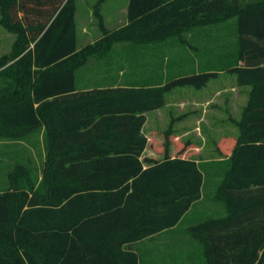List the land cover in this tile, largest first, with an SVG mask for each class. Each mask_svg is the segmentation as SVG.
Returning a JSON list of instances; mask_svg holds the SVG:
<instances>
[{
	"label": "trees",
	"instance_id": "obj_1",
	"mask_svg": "<svg viewBox=\"0 0 264 264\" xmlns=\"http://www.w3.org/2000/svg\"><path fill=\"white\" fill-rule=\"evenodd\" d=\"M76 10V0H0V25L16 35L0 55V137L44 127L47 149L37 187L0 192V264H140L132 245L181 224L206 179L204 166L182 155L145 166L147 113L173 88L202 87L226 70L252 87L221 163L229 213L187 231L203 243L207 264H264V0H129L128 23L113 36L97 5L105 34L81 48ZM221 23L235 40L200 73L78 87V68L116 42L160 44Z\"/></svg>",
	"mask_w": 264,
	"mask_h": 264
},
{
	"label": "rangeland",
	"instance_id": "obj_2",
	"mask_svg": "<svg viewBox=\"0 0 264 264\" xmlns=\"http://www.w3.org/2000/svg\"><path fill=\"white\" fill-rule=\"evenodd\" d=\"M251 1L256 0H240V3L245 5ZM128 2L76 0L78 47L96 42L105 34L95 12L97 5L107 34L113 36L128 23ZM224 26L221 23L198 27L160 44L116 42L105 56H93L78 68V87L153 84L175 73H200L206 67H213L228 51L226 45L234 36L232 29ZM15 38L14 33L0 25V55L11 53ZM216 73L202 87L173 88L166 94L163 107L147 113L143 127L148 138L142 154L144 164L182 155L201 163L206 174L202 197L193 204L177 230L137 244L143 250L156 243L159 249L152 253L156 263L207 264L203 243L187 230L202 220L225 217L229 213L219 189L225 178L221 163L231 154L240 134L239 122L248 106L252 87L240 85L237 74L229 70ZM46 154L44 127L21 138L0 137V192H19L23 186L37 187L43 178Z\"/></svg>",
	"mask_w": 264,
	"mask_h": 264
},
{
	"label": "crops",
	"instance_id": "obj_3",
	"mask_svg": "<svg viewBox=\"0 0 264 264\" xmlns=\"http://www.w3.org/2000/svg\"><path fill=\"white\" fill-rule=\"evenodd\" d=\"M234 40H235V38H233V41ZM241 63H243V62L241 61ZM180 73H183V72H180ZM174 157H177V156H174ZM184 157H186V156H184ZM141 159H142V157H141ZM145 166H149V165H145ZM188 212H187V214H188ZM185 216H184V218H185ZM179 225H177L173 229H169V230H166V231H162V232H160L159 234H157L155 236L148 237V238H145V239H142L140 241L135 242L132 245V248L137 253H139V255H140V264H166L165 262L156 263V259L157 258L155 259V256L152 254V253H155L159 249V246L156 243L154 245L152 244L150 246L149 245L145 246V248L143 250L142 249H139V247L137 246V244L140 243V242H142V241H145V240H150V241L156 240L161 234H163L165 232H175L177 230V228H178Z\"/></svg>",
	"mask_w": 264,
	"mask_h": 264
}]
</instances>
